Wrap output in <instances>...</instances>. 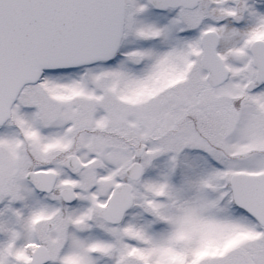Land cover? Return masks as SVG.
<instances>
[{"label": "snow or ice", "instance_id": "6c2138e0", "mask_svg": "<svg viewBox=\"0 0 264 264\" xmlns=\"http://www.w3.org/2000/svg\"><path fill=\"white\" fill-rule=\"evenodd\" d=\"M0 264H264V0H0Z\"/></svg>", "mask_w": 264, "mask_h": 264}]
</instances>
